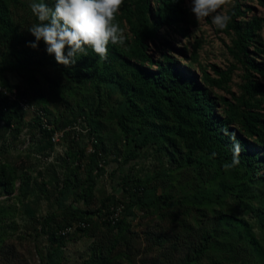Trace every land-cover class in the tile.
I'll list each match as a JSON object with an SVG mask.
<instances>
[{
    "label": "trees",
    "instance_id": "1",
    "mask_svg": "<svg viewBox=\"0 0 264 264\" xmlns=\"http://www.w3.org/2000/svg\"><path fill=\"white\" fill-rule=\"evenodd\" d=\"M187 1L124 0L115 17L128 29L124 45L110 42L106 60L89 48L64 66L43 41L28 46L35 42L28 29L39 22L33 0H0V85L7 88L0 91V141L10 131L17 139L24 128H37L47 138L43 144L33 135L40 151L54 149V131L43 129L18 100L37 107L57 130L76 122L91 130L72 142L67 155L73 161H66L62 183L57 175L34 176L0 161V197L18 203L0 202V264H16L19 257L6 228L19 216L33 241L45 243L42 250L36 246L39 264H65L70 242L82 239L93 240L83 264H264V18L250 16L243 0H227L222 8L234 6L224 31L236 63L226 71L212 66L215 76L204 70L199 77L190 64H179L163 35L173 31L191 39L189 26L196 22ZM256 1L264 8V0ZM45 3L54 6L53 0ZM158 44L164 50L156 52ZM200 47L193 49L195 63ZM238 65L245 71L240 95L230 87ZM16 69L24 84L5 79ZM15 91L17 101L9 96ZM92 135L97 153L88 155ZM236 142L239 164L225 169ZM151 154L153 172L132 170L115 194L97 198L98 179L106 174L100 160L107 164V156L115 155L124 165ZM183 174L192 181L183 184ZM122 192L125 198H117ZM45 200L56 210L42 214ZM240 208L252 221L238 214ZM80 223L86 227L69 237L60 234Z\"/></svg>",
    "mask_w": 264,
    "mask_h": 264
},
{
    "label": "rangeland",
    "instance_id": "2",
    "mask_svg": "<svg viewBox=\"0 0 264 264\" xmlns=\"http://www.w3.org/2000/svg\"><path fill=\"white\" fill-rule=\"evenodd\" d=\"M245 7H251L250 16L257 15L259 17L264 18V8L256 1V0H243L242 2ZM234 3L232 2L230 5L219 9L218 11L222 12L224 15L229 16V12L232 10ZM186 8L189 10L191 18L195 20V25H190V33L192 35L191 39H185L181 36H175L173 31H169L166 34H163L164 41L170 44L173 49H171V53L178 60L179 64L187 65L190 64L193 72L197 74V76H201L204 70L208 71L212 76H215V72L213 71L212 66H217L222 70H228L232 65L236 62L231 56L229 52V46L232 45L231 38L225 33L224 29H218L211 20V17L205 18L198 25L197 19L195 15L190 11V1L186 2ZM128 34V29L124 30V35ZM262 37L264 40V32L262 33ZM200 44V51L198 61L195 63L191 60L194 46ZM156 52L159 50H164L162 45H157ZM155 48L153 51H155ZM160 48V49H159ZM181 50H186L185 53L179 52ZM155 56L159 58V53L153 52ZM192 61V64L190 63ZM264 61V57L262 59ZM244 69L241 65H238V69L234 72L232 82L230 83V87L232 92L236 95H240L242 93L241 85L243 84V75ZM36 78L41 82V86L45 88L47 91V85L43 81V78L40 74L36 75ZM5 79L10 84H24L25 77L20 74L19 70L16 69L14 71H7L5 73ZM264 84V80L262 81ZM27 86V85H26ZM6 91L7 88L5 86L0 85V90ZM219 94H223L227 96L226 93L217 91ZM231 98L230 95L227 96ZM58 110H63L62 105L57 106ZM57 110V111H58ZM30 118V117H29ZM48 120V119H47ZM4 123L1 122V126ZM126 130L129 129L127 125H124ZM87 125L85 122H76L75 124H71L69 126L58 129L59 137L56 136L55 141L52 140L54 145V149H47L45 151H40L41 149L38 145L35 144L40 138L43 142L47 140L45 135L40 131V129L35 128L31 133L29 128H24L23 132L18 135L17 139H14V133L10 131L6 135L7 140L0 141V147L3 151L0 154V161L10 162L18 166L23 171H29L31 175L38 176L39 172L45 173L47 176L49 175H57L59 183L63 182L64 173L66 172V161H73L68 158V152L73 149L72 142H76L79 139V136H88L87 135ZM36 135V137H33ZM53 133L51 134V139L53 138ZM89 146V139L86 141ZM75 145V144H74ZM5 150V151H4ZM88 155H90L89 149L87 151ZM109 157V158H108ZM115 155L107 156L108 163L103 159V165L106 170L105 176H102L98 179V184L96 188V196L97 198H103L108 195L115 194V189L121 188L120 184H122V179L124 176L131 173L133 170V174L136 173L138 175H142L147 171H154L157 165V162L153 158L151 154L147 159L142 161H132L127 164L121 165L116 163ZM102 161V160H101ZM106 164V165H105ZM57 181V185H58ZM192 178L188 174L182 175L183 184L190 183ZM62 185V184H61ZM20 182H17V188H19ZM179 182L175 183L174 190L179 187ZM18 194V190H16L15 195ZM117 198L124 199V194L117 193ZM0 202L8 203V204H18L15 199H9L7 196L0 197ZM68 204L71 201H67ZM98 206V201L96 202ZM51 202L45 200L42 202V214H46L48 212H52V209L56 210V207ZM241 209V208H240ZM238 214H244L249 221H252V216L250 214H246L244 211L239 210ZM62 217V216H61ZM60 217V218H61ZM19 224L21 226L20 230L17 232L12 231L13 226ZM9 226V227H8ZM6 228L8 229L9 235L7 239L9 244H15L17 255H19L16 264H39V257L36 254V246H39L40 250L45 248V243L42 240H39L37 243L33 241V237L29 235L30 230L26 228V222L23 217L19 216L17 220L8 223ZM256 226V225H255ZM1 230V229H0ZM259 230H256L258 232ZM74 236V235H73ZM72 236V237H73ZM75 239V238H73ZM93 242L87 239H82L78 241H72L69 245V250L66 253V261L65 264H83L85 258L89 255L88 246ZM206 263V262H205Z\"/></svg>",
    "mask_w": 264,
    "mask_h": 264
},
{
    "label": "clouds",
    "instance_id": "3",
    "mask_svg": "<svg viewBox=\"0 0 264 264\" xmlns=\"http://www.w3.org/2000/svg\"><path fill=\"white\" fill-rule=\"evenodd\" d=\"M124 0H53L49 7L45 0H33L30 4L38 23L28 31L35 37L29 47L38 48L43 41L49 55H54L57 63L72 66L78 55L86 56L90 48L101 60L107 59L108 45L123 46L124 30L115 22L116 13ZM227 0H190V11L198 25L211 17L218 29L227 27L229 16L218 11ZM240 145L233 146V161L225 164V169L239 164Z\"/></svg>",
    "mask_w": 264,
    "mask_h": 264
},
{
    "label": "built area",
    "instance_id": "4",
    "mask_svg": "<svg viewBox=\"0 0 264 264\" xmlns=\"http://www.w3.org/2000/svg\"><path fill=\"white\" fill-rule=\"evenodd\" d=\"M0 91H2V89ZM6 92L7 91H5V93ZM16 93H17V91H15V94L14 95H9L11 100H14V101H17L18 100ZM18 101L21 104V106L23 107L24 111L29 112L35 118L37 117V118H40L41 119L42 124H43V129H47L50 132L54 131L53 132L54 135H53L52 140L55 141L57 135L59 137L60 134H59L58 130L55 128L54 125H51L50 123H48L47 118L44 116V114L37 107H35L33 105L31 106L29 103H27L24 100H22V101L21 100H18ZM90 131H91L90 129H87V132H86L87 135L90 133ZM89 141H91L90 144H89V148H88L89 149V152L96 154L97 153V150H96L94 144H96L97 141L95 139V136L92 135L91 137H89ZM99 163H100L99 164L100 167H103L104 166L103 165V160L102 161L100 160ZM79 226L85 228L86 227V224L85 223H80L79 225H74V226L67 227V228L63 229L60 232V234L63 235V236L69 237V236H71L73 233H75L77 231V228Z\"/></svg>",
    "mask_w": 264,
    "mask_h": 264
}]
</instances>
